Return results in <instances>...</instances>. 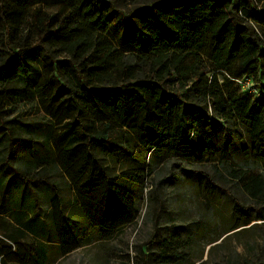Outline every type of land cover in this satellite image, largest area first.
<instances>
[{
    "label": "trees",
    "instance_id": "trees-1",
    "mask_svg": "<svg viewBox=\"0 0 264 264\" xmlns=\"http://www.w3.org/2000/svg\"><path fill=\"white\" fill-rule=\"evenodd\" d=\"M114 2L0 0V93L46 110L23 122L0 109V264L26 260V231L40 221L28 213L42 193L60 192L54 178L73 185L109 236L136 220V199L118 180L139 183L146 152L192 160L195 137L225 124L243 131L249 169L262 171L226 170L264 199V95L236 84L264 87V0H130L127 13ZM115 21L129 27L122 47L108 36ZM123 156L134 171L103 163ZM240 215L222 236L253 220ZM170 230L146 261L195 264Z\"/></svg>",
    "mask_w": 264,
    "mask_h": 264
},
{
    "label": "rangeland",
    "instance_id": "rangeland-1",
    "mask_svg": "<svg viewBox=\"0 0 264 264\" xmlns=\"http://www.w3.org/2000/svg\"><path fill=\"white\" fill-rule=\"evenodd\" d=\"M114 3L123 13L134 6L130 0H115ZM251 26L258 33L256 26ZM108 36L114 45L122 47L129 40V27L115 21ZM4 50L5 46H0V55ZM236 84L251 95L264 94V87L259 86V90L251 82ZM0 109L5 120L15 118L23 122L39 120L46 113L37 99H19L8 93H0ZM239 131L237 126L232 129L225 124L213 128L210 138L196 136L192 160L146 152L144 169H137L139 173L143 171V179L139 183L118 180L136 199L137 217L114 239L113 248L119 256L113 264H124L125 253L134 257L135 264H151L149 259L146 261V254L156 253L159 238L171 237L172 226H177L180 231V242L190 243L191 260L195 264H264V219H261L264 217V199L253 201L244 192L242 181L226 170L231 167L244 171L250 167L246 144ZM103 163L114 174L124 169L135 170L133 161L126 156L116 161L103 160ZM249 171L260 173L262 170L253 166ZM240 209L244 211L241 213ZM240 214L253 220L234 230L236 232L222 236L240 216H244ZM82 253L84 251L74 257L82 258ZM89 260L90 254L83 259L86 264Z\"/></svg>",
    "mask_w": 264,
    "mask_h": 264
},
{
    "label": "crops",
    "instance_id": "crops-1",
    "mask_svg": "<svg viewBox=\"0 0 264 264\" xmlns=\"http://www.w3.org/2000/svg\"><path fill=\"white\" fill-rule=\"evenodd\" d=\"M54 180L61 188L60 192L42 193L36 209L32 206L28 216L33 217L38 211L40 221L31 224V230L26 231V240L30 242V247L22 245L26 260L15 264H86L83 259L89 254V264L117 263L118 254L113 248V241L132 223L123 225L109 236H103L105 225L102 218L90 215L87 207L91 209V206L83 203L69 181L61 178ZM81 251H84L82 258L74 257ZM123 256L124 264H134L133 256L129 257L128 253Z\"/></svg>",
    "mask_w": 264,
    "mask_h": 264
},
{
    "label": "built area",
    "instance_id": "built-area-1",
    "mask_svg": "<svg viewBox=\"0 0 264 264\" xmlns=\"http://www.w3.org/2000/svg\"><path fill=\"white\" fill-rule=\"evenodd\" d=\"M264 80V79H263ZM263 80H262V83H263ZM245 81L246 82H251L253 85H255L256 83L255 82H253L249 77H244V78H242V79H239V80H237V82H239V83H241V84H244L245 83ZM258 88H259V90H260V87L259 86H257ZM241 88H242V86H241ZM243 89V88H242ZM244 90V89H243ZM246 90V89H245ZM248 91V90H247ZM259 92H261V91H259ZM261 95H264V94H259L258 96H255V97H259V96H261ZM254 96V95H253Z\"/></svg>",
    "mask_w": 264,
    "mask_h": 264
}]
</instances>
